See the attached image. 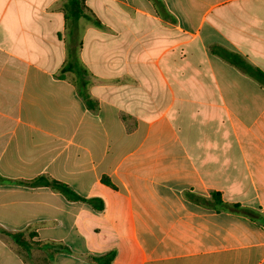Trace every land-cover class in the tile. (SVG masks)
<instances>
[{
    "label": "crops",
    "instance_id": "crops-1",
    "mask_svg": "<svg viewBox=\"0 0 264 264\" xmlns=\"http://www.w3.org/2000/svg\"><path fill=\"white\" fill-rule=\"evenodd\" d=\"M67 2L0 0V264H264L263 224L189 197L264 215V83L218 54L264 73V0H86L65 71Z\"/></svg>",
    "mask_w": 264,
    "mask_h": 264
},
{
    "label": "trees",
    "instance_id": "trees-1",
    "mask_svg": "<svg viewBox=\"0 0 264 264\" xmlns=\"http://www.w3.org/2000/svg\"><path fill=\"white\" fill-rule=\"evenodd\" d=\"M86 0H68L66 4V20L68 21V27H69V46H68V55H69V63L64 67L65 71L71 70L72 68L77 66V52L79 47L81 46V43L78 38V25L79 21L83 18L90 17L95 23H98L99 21L89 15V9L86 7ZM156 5L158 6L160 12L162 14H166V9L161 2V0H154ZM223 59L227 60L228 62L232 63L233 65L237 66L244 72L252 75L256 79L260 80L262 83H264V73L259 71L256 68H253L247 63V61H244L240 55H237L235 53H231L225 49H221V53H218ZM86 102L88 104H91L90 99L88 96L82 91L80 93ZM105 182H108L107 180H104ZM28 186L32 187H51L52 189L62 193L67 199L71 201H83L88 203L92 206L93 209H95L98 212H102L105 208V205L102 200L97 198H91V199H84L80 197L78 194H76L70 187L67 185L60 183L58 181H51L46 177H40L32 182L27 183ZM190 198L196 199L197 201L201 202L202 204L206 206H220L222 209L233 211L240 213L242 215L248 216L261 224L264 225V215L260 212V210H250L245 207H243L241 204H228L224 203L221 199L220 193H214L213 199L208 200L204 198H199L194 195H189ZM7 235L11 236L13 240L16 242V244L23 250L29 251V248L31 249L32 245L29 241L25 239L24 233H6ZM46 248L51 249L53 255L61 252H68L70 253V249L62 246H56V245H47ZM116 251H111L105 255L101 256H92L89 255L88 258L91 262L94 264H112L116 258Z\"/></svg>",
    "mask_w": 264,
    "mask_h": 264
}]
</instances>
